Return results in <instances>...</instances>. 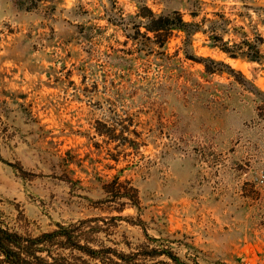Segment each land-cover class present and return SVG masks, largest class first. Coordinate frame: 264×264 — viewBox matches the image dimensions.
Returning a JSON list of instances; mask_svg holds the SVG:
<instances>
[{
  "label": "rangeland",
  "instance_id": "374dc122",
  "mask_svg": "<svg viewBox=\"0 0 264 264\" xmlns=\"http://www.w3.org/2000/svg\"><path fill=\"white\" fill-rule=\"evenodd\" d=\"M143 7L203 33L160 46ZM262 172L264 0H0L2 228L76 225L77 264H264Z\"/></svg>",
  "mask_w": 264,
  "mask_h": 264
},
{
  "label": "trees",
  "instance_id": "16d2710c",
  "mask_svg": "<svg viewBox=\"0 0 264 264\" xmlns=\"http://www.w3.org/2000/svg\"><path fill=\"white\" fill-rule=\"evenodd\" d=\"M142 9L148 12V15H145L147 18L145 29L152 33L156 40H160L158 41L160 46L166 47L174 32L184 34L182 43L186 47L190 45V38L194 34L203 33L196 22L184 21L183 16L178 12L155 15L146 7ZM227 45L228 43L223 42V46L217 48L235 58V55H231L228 51ZM207 60L210 59L199 58L194 59V62L203 64L206 73L217 74L206 65ZM78 228L73 224H56L55 229L51 231L31 236L18 234L0 225V255L6 264H77L71 263L76 252L88 255L90 258L96 257L98 261L102 260L101 257H97L100 251L88 245V239ZM162 254L173 264H188L171 251H164Z\"/></svg>",
  "mask_w": 264,
  "mask_h": 264
},
{
  "label": "built area",
  "instance_id": "2783aa9c",
  "mask_svg": "<svg viewBox=\"0 0 264 264\" xmlns=\"http://www.w3.org/2000/svg\"><path fill=\"white\" fill-rule=\"evenodd\" d=\"M259 181H260V182H263V181H264V172H262V174L260 175V177H259Z\"/></svg>",
  "mask_w": 264,
  "mask_h": 264
}]
</instances>
